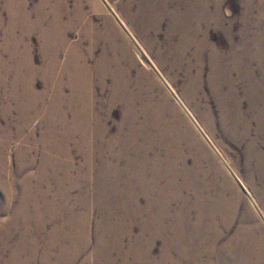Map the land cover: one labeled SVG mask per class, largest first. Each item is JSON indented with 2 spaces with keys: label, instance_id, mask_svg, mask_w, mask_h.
<instances>
[{
  "label": "rangeland",
  "instance_id": "obj_1",
  "mask_svg": "<svg viewBox=\"0 0 264 264\" xmlns=\"http://www.w3.org/2000/svg\"><path fill=\"white\" fill-rule=\"evenodd\" d=\"M65 1L80 23L48 35L51 0H0V264H216L244 222L260 225L264 241V123L248 88L264 93V0H190L187 11L188 0ZM180 11L191 16L187 30L176 26ZM64 33L70 48L60 46ZM216 64L223 74L211 78ZM87 68L84 94L77 72ZM225 95L249 127L231 131ZM145 145L149 156L137 151ZM199 199L222 232L210 256L200 224L191 230Z\"/></svg>",
  "mask_w": 264,
  "mask_h": 264
},
{
  "label": "bare ground",
  "instance_id": "obj_2",
  "mask_svg": "<svg viewBox=\"0 0 264 264\" xmlns=\"http://www.w3.org/2000/svg\"><path fill=\"white\" fill-rule=\"evenodd\" d=\"M77 1V0H76ZM97 1V0H96ZM95 1V2H96ZM181 1L182 0H176V4L178 3L179 5H181ZM206 1V0H205ZM204 1V2H205ZM19 4H17V5H15V7L13 8V6H14V3H13V6H12V8L13 9H15L16 11H15V17H22V15H23V3L22 2H20V1H17ZM43 2V1H42ZM47 2V1H46ZM49 2V1H48ZM157 2V1H156ZM159 2V1H158ZM165 2V1H164ZM78 3H82V0H78ZM149 3V2H148ZM193 3V2H192ZM217 3H218V1H217ZM49 4V3H48ZM96 4H97V6L98 7H102L100 4L101 3H98V1L96 2ZM95 4V5H96ZM206 4V3H205ZM103 5V4H102ZM207 5V4H206ZM217 5V4H216ZM216 5L214 6V7H216ZM48 6V5H47ZM154 6V5H153ZM41 7V6H40ZM50 7H51V12L53 13V17H52V19L50 20V22H49V24H48V26L46 27L47 28V30L45 31L46 32V34H48V35H54L55 33L57 34V32L58 31H62V30H65L64 32H66V30L68 29V28H73V26L75 25V23L76 24H78V23H80L79 21H78V19H77V17L76 16H74L73 14H72V11L69 9V8H67V5H66V1L65 0H54L53 2H52V0H51V2H50ZM160 7V6H159ZM203 7V6H202ZM201 7V8H202ZM24 8H25V6H24ZM45 8H46V6H45ZM44 8V9H45ZM155 8V7H154ZM183 11H187V10H189V8H190V0H188V1H186L185 3H184V5H183ZM194 8V7H193ZM217 8V7H216ZM42 9V8H41ZM69 9V10H68ZM76 10L78 9V13H77V15H78V18L80 19V20H83V17H84V12L82 11V9L80 8V5L79 4H77V7L75 8ZM124 9H127V8H124ZM150 11H151V8H148ZM177 9H179V8H177ZM192 9V8H191ZM203 9V8H202ZM74 11V13L76 14V12L77 11ZM155 10H157V9H155ZM106 11V10H105ZM177 11H179V10H177ZM220 11V10H219ZM43 12V11H42ZM189 12V11H188ZM188 12H179L178 13V18H179V20L181 21V22H178L177 24H176V26H178L179 27V31H181V30H187L186 29V27H184V25H186L187 24V21L186 20H188V19H190L191 18V16H190V14H188ZM65 13H66V15H65ZM129 13V12H128ZM128 13H126L127 15H128ZM174 13V12H173ZM204 13V12H203ZM25 14V13H24ZM134 14V13H133ZM176 14V13H175ZM194 14V13H193ZM199 14V13H198ZM52 15V14H51ZM64 15H65V17H67L68 18V21H65V19H64ZM137 15V17H134L133 16V18L134 19H141V17L139 16V14H136ZM218 17H219V15L218 14H216ZM14 16V15H13ZM25 15H23V17H24ZM45 16V15H44ZM43 16V17H44ZM139 16V17H138ZM205 15H203V17H204ZM216 16V17H217ZM40 17V16H39ZM50 17V16H49ZM67 18H66V20H67ZM126 18L129 20V15L128 16H126ZM200 18V17H199ZM24 19V18H23ZM28 19V18H27ZM39 19V18H38ZM211 19V18H210ZM209 19V20H210ZM41 20V19H40ZM64 20V22H62ZM112 19L110 18V17H108V15H107V20L106 21H108V23L110 24V25H112V21H111ZM190 20H192V19H190ZM207 20V19H206ZM212 20V19H211ZM24 21V20H23ZM38 21V20H37ZM44 21V20H43ZM217 21V20H216ZM14 22V21H13ZM18 22H19V20H18ZM31 22V21H30ZM41 22V21H40ZM39 22V23H40ZM133 22H134V20H133ZM209 22V21H208ZM211 22V21H210ZM21 23V22H20ZM45 23V22H44ZM202 23V22H201ZM28 24H29V22H28ZM35 24V23H34ZM183 24V25H182ZM197 24V23H196ZM203 24V23H202ZM204 24H206V23H204ZM210 24V23H209ZM217 24V23H216ZM219 24V23H218ZM37 25V24H36ZM42 24H40V26H41ZM45 25V24H44ZM10 26H11V24H10ZM29 26V25H28ZM32 26V25H31ZM33 26H35V25H33ZM12 27V26H11ZM25 27V26H24ZM44 27V26H43ZM188 27V26H187ZM45 28V27H44ZM45 28V29H46ZM14 29V28H13ZM13 29H11L12 31H13ZM29 29V28H28ZM27 29V30H28ZM106 29H108V28H106ZM189 29H190V26H189ZM30 30V29H29ZM42 30V29H41ZM115 30V29H114ZM194 30V29H193ZM112 31V30H111ZM116 31V30H115ZM195 31V30H194ZM30 32V31H29ZM32 32V31H31ZM43 32V31H42ZM45 32H44V34H45ZM189 32H191V31H189ZM9 33V32H8ZM61 33H63V31L61 32ZM67 33V32H66ZM29 34H31V33H29ZM43 34V33H42ZM106 34V33H105ZM117 34V33H116ZM12 35H14V33L12 34ZM12 35L10 36V39H8V40H10V43L13 41L12 40ZM48 35H46V36H48ZM58 35V34H57ZM63 35V37L62 38H60L61 36ZM62 35H60V37H59V40H60V42H61V45H60V43H56V42H54L55 44H57L58 46L60 45L61 47H69V45H68V43H67V40H66V34L64 33V34H62ZM182 36H183V38H182V41H183V43L185 44L186 43V40H187V36H188V33L186 32V33H182ZM196 36V35H195ZM9 37V36H8ZM45 37V36H44ZM192 37V36H191ZM198 37V36H197ZM47 38H50V37H47ZM54 38V37H53ZM57 38V37H56ZM52 39V38H51ZM50 39V40H51ZM15 40V39H14ZM69 40V39H68ZM46 41V40H45ZM53 41V40H52ZM51 41V42H52ZM58 41V40H57ZM17 42V41H16ZM20 42V41H19ZM70 42V41H69ZM82 42V41H81ZM189 42V41H188ZM8 43V42H7ZM6 43V44H7ZM9 43V44H10ZM16 44V43H15ZM44 44V43H43ZM82 44V43H81ZM194 44V43H193ZM199 44V43H198ZM11 45V44H10ZM48 45V44H47ZM57 45H55V46H57ZM44 46H45V44H44ZM52 46L54 47V45L52 44ZM187 46H188V44H187ZM199 46V45H198ZM46 47V46H45ZM49 47V46H48ZM9 49H10V51H11V54H12V56H13V58H18V59H20L19 58V56H18V54H19V52L17 53L14 49H12V47L10 48V47H8ZM47 48V47H46ZM56 48V47H55ZM59 48V47H58ZM70 48V47H69ZM57 49V48H56ZM61 49V48H60ZM59 49V50H60ZM64 49V48H63ZM71 49H73V48H71ZM91 49V48H90ZM43 50V49H42ZM55 50V49H54ZM53 51V50H52ZM67 51V50H66ZM44 52H46V51H44ZM59 52V51H58ZM70 52V51H69ZM69 52H68V54H69ZM72 52V51H71ZM80 52V51H79ZM23 53V52H22ZM21 53V54H22ZM48 53V52H47ZM47 53H46V55H47ZM50 53V52H49ZM56 53V52H55ZM58 54V53H57ZM56 54V55H57ZM73 54V53H72ZM71 54V55H72ZM80 54V53H79ZM45 55V54H44ZM22 56H23V54H22ZM52 57V56H51ZM50 57V58H51ZM56 57V56H55ZM68 57H71V56H69L68 55ZM74 57V56H73ZM76 57V56H75ZM49 59V58H48ZM75 59V58H74ZM22 60H24V59H22ZM27 60V59H26ZM56 59H54V61H55ZM69 60V59H68ZM71 60H73V59H71ZM19 61V60H18ZM21 61V60H20ZM25 61V60H24ZM57 61V60H56ZM3 62V61H2ZM31 62V61H30ZM58 63H60V62H58ZM69 63H74V62H68V64ZM17 64V63H16ZM27 64V63H26ZM67 64V63H66ZM67 64V65H68ZM21 65V64H20ZM19 65V66H20ZM28 65V64H27ZM31 65H32V63H31ZM75 65L78 67H80L81 66V64H80V62L78 63V62H75ZM50 66H53V68H56L57 69V66L55 65V62H53V63H51L50 64ZM23 67V66H22ZM30 67V66H29ZM84 67V66H83ZM82 67V68H83ZM99 67V66H98ZM81 68V67H80ZM79 68V69H80ZM20 68L18 67L17 68V70H19ZM33 69V68H32ZM55 69V70H56ZM78 69V68H77ZM95 69H97V68H95ZM101 69V68H100ZM100 69H99V71H100ZM28 70V69H27ZM52 70H54V69H52ZM93 70V69H92ZM98 70V69H97ZM232 70V69H231ZM87 71V72H86ZM86 71L84 70V69H81V70H79L78 72L77 71H75V72H77V75H79L80 76V79H82V82H83V84H82V87H78L79 89H80V91H82L84 94L86 93V92H88L89 90H90V87H91V85H90V83H92V82H90L89 83V80H91L90 79V74H91V71H90V69H86ZM99 71H97V72H99ZM214 72H212L211 73V78H217V76L218 75H221V73L223 72V70H222V67L220 66V65H218L217 66V64H216V68H215V70H213ZM36 72H37V70H36ZM54 72V71H53ZM53 72H50L51 73V75H49V74H47V75H49L50 77L48 78V80H52L54 77H53V75H52V73ZM102 72H104V71H102ZM227 72V71H226ZM243 72V71H242ZM31 73V72H30ZM47 73V72H46ZM55 73V72H54ZM53 73V74H54ZM15 74V73H14ZM22 74V73H21ZM33 74V73H32ZM35 74V73H34ZM57 74V73H56ZM73 74V73H72ZM71 74V75H72ZM223 74V73H222ZM18 75H19V73H18ZM46 75V76H47ZM93 76V75H92ZM22 77V76H21ZM44 77H45V75H44ZM44 77H43V79H44ZM72 77V76H71ZM241 77V76H240ZM16 78V77H15ZM20 78V77H19ZM46 78V77H45ZM32 79V78H31ZM60 79V78H59ZM79 79V78H78ZM244 79H245V77H244ZM103 80V79H102ZM231 80V79H230ZM229 80V81H230ZM49 81V82H50ZM70 81H71V79H70ZM76 81V80H75ZM81 81V80H80ZM79 81V82H80ZM52 82V81H51ZM57 83V82H56ZM74 83V82H73ZM78 83V82H77ZM117 83V82H116ZM115 83V84H116ZM24 84V83H23ZM27 84H29V83H27ZM102 84L104 85V83L102 82ZM114 84V85H115ZM75 85V84H74ZM77 85H80V84H77ZM102 85V86H103ZM29 86V85H28ZM81 86V85H80ZM74 87V86H73ZM31 88V87H30ZM249 90H251V91H253L254 92V95H252L251 96V98H250V100H251V104H250V107L252 108V110H253V114H255V111L257 112V111H259V109H258V107L259 106H261L262 107V110L264 109V93H262L261 95L258 93L259 91H260V89L261 88H259L258 86H254V83L253 82H251L250 83V85H249ZM49 90V89H48ZM29 91V90H28ZM236 91V90H235ZM75 92V91H74ZM81 92V93H82ZM264 92V91H263ZM44 93V92H43ZM48 93V92H47ZM77 93V92H76ZM249 93V92H248ZM230 94V93H229ZM236 93L233 91V101L235 102V104L237 103V104H239L238 103V101H239V99L237 98L238 96H236L235 95ZM255 94L258 96L257 98H253V96H255ZM43 95V94H42ZM75 95V94H74ZM184 95H185V97L188 99V100H190V99H192V96H191V94L190 93H188L187 91L186 92H184ZM227 96H228V94H226ZM226 95L224 96V97H222L221 98V103L224 105V121L226 122L227 121V123H230L231 125H232V130L231 131H233L234 130V127H236L237 126V124L238 123H243L245 126H247V127H249L250 126V122H252L250 119H248V118H246V117H244V115H243V111H241V109H240V107H239V105H236V110L237 111H234V110H232V108L231 109H229L228 107H227V105H228V100H225L226 99ZM43 97V96H42ZM75 97H76V95H75ZM51 98V97H50ZM19 99V98H18ZM77 99V98H76ZM60 101V100H59ZM58 101V102H59ZM22 105V104H21ZM35 105V104H34ZM61 106V105H60ZM49 108V107H48ZM242 108V107H241ZM21 109V108H20ZM193 109V108H192ZM65 110V109H64ZM250 110V109H249ZM262 110H261V112H262ZM174 113H173V115L175 116L176 114V112L174 111V110H172ZM198 111V110H197ZM196 112V111H195ZM260 111H259V113L257 114L256 113V118L258 117L259 118V123H260V125L262 124V123H264V113H261ZM80 114H83V113H80ZM86 115V114H85ZM31 116V115H30ZM253 116V115H252ZM260 116V117H259ZM24 117V116H23ZM62 117H64V116H62ZM78 117V116H77ZM89 117V116H88ZM47 118V117H46ZM51 118V117H50ZM79 118H80V122H82V123H84L85 121L87 122L88 121V118L87 119H84V118H82V115L81 116H79ZM90 118V117H89ZM136 118V116L134 115V119ZM254 118H255V116L253 117V120H254ZM33 119V118H32ZM176 120V119H175ZM75 121V120H74ZM73 121V122H74ZM79 121V120H78ZM78 121H76L77 123H78ZM258 121V120H257ZM79 122V123H80ZM173 122H174V120H173ZM254 122H255V120H254ZM52 124V123H51ZM90 124V123H89ZM57 125V124H56ZM68 125V124H67ZM82 125V124H81ZM80 125V126H81ZM96 125V124H95ZM132 126H133V124H132ZM55 127V126H54ZM98 127V126H97ZM189 127V126H188ZM246 127V128H247ZM56 128V127H55ZM129 128H130V131L132 130V132H134L135 131V129H131V125H129ZM88 130V129H87ZM175 130V129H174ZM186 132V131H185ZM90 134V133H89ZM149 136V135H148ZM147 137V136H146ZM90 139V138H89ZM130 135H129V142H130ZM147 139H149L148 137L146 138V140ZM100 140V139H99ZM132 143V142H131ZM60 144H62V143H60ZM137 151L139 152V151H141L142 152V155L144 154V153H148V156H149V152H150V147L149 146H147V145H145V146H139L138 148H137ZM53 154V153H52ZM142 155H140V153H139V156L141 157ZM144 155H146V154H144ZM150 158H153L155 161L156 160H159V159H162L157 153H155L154 154V156L152 157V156H150ZM168 160H169V158H167ZM145 160H147V159H145ZM151 160V159H150ZM167 160V161H168ZM141 161H143V160H141ZM145 162V161H144ZM149 162V161H148ZM151 162H153V161H151ZM165 162V161H164ZM154 163V162H153ZM138 164V163H137ZM141 164V163H140ZM166 165H167V163H166ZM146 166V165H145ZM156 166V165H155ZM161 166H163L164 167V164H162ZM139 167H141V166H139ZM152 167H153V165H152ZM216 170H217V172L218 173H220L221 174V171H220V168H218V166H216V165H214L213 166ZM218 168V169H217ZM150 169H151V167H150ZM149 169V170H150ZM154 169V168H153ZM157 169V168H156ZM161 169V168H160ZM163 169H166V168H163ZM168 169H170V168H168ZM152 170V169H151ZM171 170V169H170ZM143 172V171H142ZM162 172V171H161ZM164 172V171H163ZM145 173V172H144ZM149 173H151V172H149ZM159 174V173H158ZM167 174V173H166ZM168 174H170V172L168 173ZM153 175V174H152ZM164 175V174H163ZM175 175V177L177 178V174H174ZM138 176H140V175H138ZM159 176V175H158ZM155 177V176H154ZM143 178V177H142ZM170 178V177H169ZM165 179H168V178H165ZM175 178H170V181H174V184H173V182H172V184L170 185L171 187H173L172 189H174V193H173V197L175 196V198L174 199H177V198H179V194H181V192L179 191L180 190V185L178 184V183H175ZM155 181V180H154ZM169 181V180H168ZM169 181V182H170ZM156 182V181H155ZM154 185V184H153ZM167 185V184H166ZM169 186V187H170ZM163 189H165V187L163 188ZM173 191V190H172ZM169 192V191H168ZM238 195V194H237ZM163 196V195H162ZM239 196V195H238ZM165 199V198H164ZM170 200V199H169ZM168 201V200H167ZM174 201V200H173ZM261 201V200H260ZM234 202V201H233ZM196 204H198V208H199V210H200V213H199V217H198V221H197V223L196 224H193V225H191V230L192 231H195L199 226H197L198 224H200V226H201V229H202V240H203V252H204V254H207V255H213L215 252H216V246H217V243H218V240H219V238L222 236V232L219 230V226H218V224L216 223V221H215V215H214V213L209 209V207H208V203H203V202H201V199H199V200H197L196 201ZM223 204V203H222ZM169 205V204H168ZM184 205V204H183ZM184 206H187V205H184ZM219 208V210L220 211H222L221 210V206H218V205H216V208ZM221 207V208H220ZM248 208V207H247ZM248 210V209H247ZM231 211V210H230ZM180 214H181V212H178V218H176V220H175V222H178V221H180L179 220V218H180ZM229 217V216H228ZM179 223V222H178ZM174 224V229H175V231L177 232V237L178 238H180V234L182 233V230L184 229V224H183V228H182V223L180 222L179 224ZM253 223V222H252ZM250 224V223H249ZM181 228H182V230H181ZM190 228V227H189ZM173 229V228H172ZM256 229H258V230H261V226L260 225H258V224H254V225H248L246 222H244V223H242V225H240L239 227H238V229H237V231H236V233L234 234V236L224 245V246H221L220 248H219V250H218V257H219V261L216 263V264H261L262 262L264 263V245H263V243L262 242H264V241H262V236L261 235H258L257 234V236H256V233H255V230ZM198 230V229H197ZM174 231V230H173ZM192 237H193V235H192ZM194 238V237H193ZM178 242H180L179 241V239H176V245H177V243ZM179 245V244H178ZM177 245V246H178ZM146 250V249H145ZM144 253H146V252H144ZM148 253V252H147ZM148 255V254H147ZM147 257V256H146ZM207 264H211L210 262H208Z\"/></svg>",
  "mask_w": 264,
  "mask_h": 264
}]
</instances>
